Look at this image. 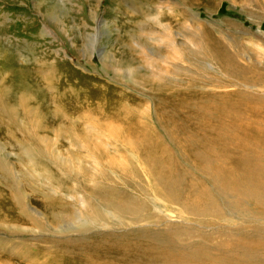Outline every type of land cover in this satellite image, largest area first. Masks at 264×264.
<instances>
[{
    "label": "rangeland",
    "instance_id": "rangeland-1",
    "mask_svg": "<svg viewBox=\"0 0 264 264\" xmlns=\"http://www.w3.org/2000/svg\"><path fill=\"white\" fill-rule=\"evenodd\" d=\"M259 76L264 0H0V264H84L73 249L123 251L124 241L141 264L239 260L222 241L264 220L212 226L204 201H189L217 197L202 158L224 124L236 135L239 111L222 106L264 99ZM103 197L142 212L104 214L86 232L51 222L86 203L103 210ZM31 208L40 229L17 221ZM36 248L37 261L24 259Z\"/></svg>",
    "mask_w": 264,
    "mask_h": 264
},
{
    "label": "bare ground",
    "instance_id": "bare-ground-1",
    "mask_svg": "<svg viewBox=\"0 0 264 264\" xmlns=\"http://www.w3.org/2000/svg\"><path fill=\"white\" fill-rule=\"evenodd\" d=\"M205 50L207 51L208 49L205 47ZM227 59L229 62L231 61L229 57ZM239 67L240 66H237V68L233 70L230 69L227 71L228 72L235 71L237 72V75H239ZM246 69L248 68L241 69V72L242 73L246 72ZM259 79L261 81H264V76H259ZM245 81L256 83V79L246 78ZM258 83L262 85L261 82L258 81ZM230 108L236 109L239 111V114H238L239 116L237 115L238 120H240L238 121L239 127H236L235 128L236 131H234L236 132V135L234 136L228 135V132L233 129L232 125H228V123L224 124L225 126L224 128H222L223 131L220 136L219 144L210 145L209 152L205 153V155L202 158L203 161L208 166L207 168L208 174L206 173V175H207L208 180L211 182L210 190L211 192L216 193L217 197L212 198L209 195L210 192L207 190L205 191L204 194H199V193H194L196 195L192 194V199L189 201L190 206H192L193 204H197L202 200L204 201L203 203L205 204L204 213H206L209 216L208 223H210V225L212 226L214 225V223L212 222H217V223L219 222V224H229V221H233V218H234V221L236 219L237 220L239 219L240 221L244 220L243 221L244 225L247 224V222H249L247 220L251 218L253 220L256 218H260L264 220V99L262 101H255V102H246V103L241 102L240 105L234 104L232 106L227 107V109H224V106H222V110L224 114L228 113L229 112L228 110ZM214 111L216 112L215 109ZM238 136H239V140H238ZM213 156H216L217 158L211 159V157ZM4 161L5 160H3V162ZM7 164L9 165V167L8 166L7 167L10 168V164L9 163ZM81 171H82V168H81ZM10 173L12 175L14 174L12 168L10 170ZM102 182H107V179H104ZM54 193L56 192L54 191ZM206 194L208 197L205 199ZM227 198H231V200L227 201ZM120 201L123 202L122 200ZM158 201L161 202L160 199H158ZM225 202H228L232 206L230 205L225 206ZM86 204H87V209L84 205L83 208H78L76 213H72L71 215H68L67 218L64 219V218H59V217H56V218L53 217L51 222L54 221V225L57 228L59 227L58 231L62 230V228H66V229L71 230L68 232H74V233L79 232V231L86 232L87 230H89L87 229V227L89 228V227L95 226L99 220L105 217L103 216L104 214L109 217L111 216L121 217L122 219L127 218L126 216H128L129 218H131L130 219L131 221H134L137 219L138 215L142 212V209L140 207L122 208V206H120L118 208H114L112 207V204L104 197H103V201L99 202L98 204L103 207L104 211L101 210L102 208L101 209L98 208L99 206L96 207V205L94 206L89 203H86ZM199 204L197 206H201V205L203 206L202 203L201 205ZM52 206L53 207H50L51 210H53L56 207L57 208L60 207V206H57L55 202L53 203ZM186 206H187L186 201H183V203L181 204V207L183 208L179 207L180 212H184V210H188L189 208L187 209ZM197 206H194V208H197ZM111 207H112V210L109 209ZM29 211L30 213H27L26 211H24L23 213L24 220L23 218L22 219L20 218L17 221L18 222L23 221L26 223H30L33 227L40 229L41 227L40 225L42 224V220L44 218L40 217L39 214L33 208H31V210ZM194 211L196 212L198 211L199 213L202 212V210L199 211L198 209ZM222 213L227 214L229 219L228 218L222 219L221 217ZM183 214H188V213L184 212ZM249 223H252V222H249ZM256 223L257 222H254V224ZM253 226L254 225L252 223L249 229L255 230L256 232L255 234L247 232L245 234L235 235V237H239L240 240H237L235 243L226 245V246L224 245L227 244L228 241L227 242L222 241L223 248L220 249L218 247V250L219 249L221 250L220 252L224 253L225 255L232 252V254H237L238 256H240L239 260L234 261L232 259H226L225 262L230 261L228 264H237L238 261L240 262V264H264V255L261 254L262 252H264V229H262L261 227L260 231H257L259 226H256V228ZM219 228L220 226L216 225V229H219ZM224 228H227V225H224ZM224 228H222V230H220L219 233L224 234V231H223ZM55 229L56 228L54 227V230ZM232 230L236 231V228ZM128 243L130 242L124 241V243H122L123 251L111 250L106 245H104L102 248H99L101 247L100 245L99 247L98 246L96 248L94 247L95 250L92 253L90 252L88 253L85 250L86 247H83L82 245V246H79V248L77 249L75 248V250L73 249L72 253L74 252L75 253L78 252V254L80 253L82 260H87L86 256L89 255L88 261L85 262L84 264H128L127 260L129 259H132V261H134L135 264H141L136 261L137 257H135V255L133 257H129V254L127 253L129 250V246L127 245ZM207 246L208 245H206V247ZM208 248L211 249V247H208ZM43 250L44 249L42 248H36L32 254L25 252V253H22V255L24 256V259L33 260V258H35L38 254H39L38 255L39 257ZM37 251L38 253H36ZM204 254L210 255V253H204ZM200 256L201 255L198 254L197 257L200 258ZM100 258H103L102 262L100 263L93 262L94 260L98 261ZM60 259H62L61 256H60ZM213 260L210 262H203L202 264H214ZM222 260L224 261L225 259H222ZM35 261H37V258H35ZM168 261L173 262L172 257L164 258L162 261V264H167ZM33 264H40V263L35 262Z\"/></svg>",
    "mask_w": 264,
    "mask_h": 264
}]
</instances>
